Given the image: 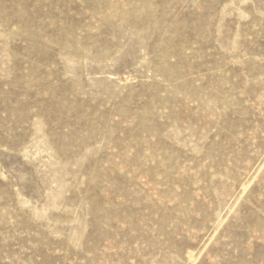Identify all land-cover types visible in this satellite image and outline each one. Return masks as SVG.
Instances as JSON below:
<instances>
[{
    "label": "rangeland",
    "instance_id": "1",
    "mask_svg": "<svg viewBox=\"0 0 264 264\" xmlns=\"http://www.w3.org/2000/svg\"><path fill=\"white\" fill-rule=\"evenodd\" d=\"M0 264H264V0H0Z\"/></svg>",
    "mask_w": 264,
    "mask_h": 264
}]
</instances>
